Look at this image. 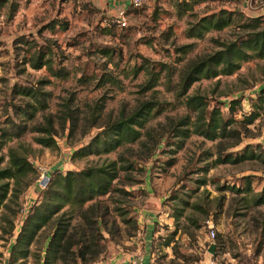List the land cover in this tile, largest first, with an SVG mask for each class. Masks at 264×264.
Instances as JSON below:
<instances>
[{"label":"rangeland","instance_id":"374dc122","mask_svg":"<svg viewBox=\"0 0 264 264\" xmlns=\"http://www.w3.org/2000/svg\"><path fill=\"white\" fill-rule=\"evenodd\" d=\"M86 1L89 0L79 9L58 0H12L19 5L17 12L7 10V6L0 9V128L12 131L13 121L29 127L52 123L57 141L54 148L44 147L36 140L44 133L28 130L11 137L0 156L7 154L10 146L23 144L39 176L40 166L51 172L81 169L118 160L121 155V164L134 162L136 168L123 173L133 177L124 182L132 191L128 205L140 229L120 222L122 235L116 238L117 242H108L105 257L118 249L144 253L149 223L153 225L148 237L150 251L158 264H201L204 259L198 262L197 258L211 254L208 222L212 221L219 244L215 252L221 264H264V204L254 202L264 187V103L259 97L263 93L264 98V58L243 62L232 75L202 78L186 95H180L181 75L187 64L220 49L218 41L236 38L233 27L211 30L201 39L188 36L193 22L226 4L204 0L195 4L194 10L181 14L173 0H150L131 11L127 17L129 28H115L107 33L105 18L93 8L87 9ZM261 7L264 0H255L248 10L257 15ZM183 46L190 49L187 54L180 50ZM103 48L112 54L102 53ZM39 50L46 52L55 68H65L68 78H57L45 67L35 69L24 62ZM163 65L159 85L145 91L150 71H160ZM168 71H173L171 78ZM105 75L112 81L101 84ZM20 87L38 88L44 93L45 109L39 110L32 120L24 111L32 110V105L40 107V103L21 94ZM193 95L203 97L208 113L217 107L225 118H234L228 137L211 141L192 134L183 141L174 136L173 127L180 118L192 114L185 101ZM236 98L242 105L233 108L230 104ZM147 101L160 102L162 112L143 130L140 141L107 154L73 158L74 150L103 128L98 126L121 114H131ZM252 101H259L263 107L259 108L260 116L248 124L245 115L251 113ZM100 108L101 116L95 126L93 113ZM70 114L73 118H68ZM173 139L179 142L175 144ZM252 148L257 151L256 159L214 165L224 150L236 154ZM248 179L250 190L244 188ZM31 191L41 193L37 180L23 194L22 203ZM26 213L16 220L14 235ZM127 230L133 235H128ZM50 232L47 227L39 235L32 246L35 255L28 264H38L36 256L42 255ZM14 240L15 236L0 239V264H8Z\"/></svg>","mask_w":264,"mask_h":264},{"label":"trees","instance_id":"16d2710c","mask_svg":"<svg viewBox=\"0 0 264 264\" xmlns=\"http://www.w3.org/2000/svg\"><path fill=\"white\" fill-rule=\"evenodd\" d=\"M173 1L179 13L186 14L194 10L195 4L204 0ZM212 1L219 2L218 0ZM103 17L107 33L120 28L117 23L113 22L112 17ZM129 27L127 25L123 28ZM226 27H233L237 30L236 38L228 42L218 41L220 49L201 55L187 64L181 75L180 95H186L192 85L202 78L232 75L241 68L243 62L253 58H264V13L251 15L246 9L229 10L221 7L193 22L188 36L201 39L211 30L222 31ZM180 50L184 54L190 51L185 46ZM100 51L106 55L112 54L108 48ZM24 62H29L35 69L45 67L51 75L57 78L64 79L69 76L65 68H55L51 58H46V52L43 50L37 51L29 61L24 59ZM145 67L149 68L147 65ZM162 69L164 65L160 71L153 69L152 72L150 71V78L144 85L145 91L159 85ZM172 75L173 71H168L169 78ZM107 81H112L109 75L103 77L101 84ZM18 91L40 103V107L32 105V110L24 111V114L29 115L28 119H34L39 110L45 109V99H42L44 93L38 88L20 87ZM259 97L264 103L263 93ZM258 102L252 101V111L245 115L246 123H253L260 116L261 109L259 108H262L263 104ZM185 104L192 114L181 117L179 124L173 127L172 132L175 137H181L184 141L192 134H199L213 141L230 135L231 129L228 128L234 122L232 116L225 118L222 110L217 107L208 113L207 105L201 95L187 96ZM230 105L235 108V105L241 106L242 103L236 98L231 101ZM101 111L102 108L93 113V125L95 126L98 124ZM161 112L160 102L147 101L131 114H121L116 120L98 126L103 128L87 144L75 149L73 158L107 154L125 144L140 141L144 134L143 130L147 128L153 117ZM194 113L197 114L195 117H193ZM68 118H73V116L70 114ZM11 126L12 131L0 128V151L11 140V137H19L28 130L44 133L36 139L42 146L47 148L57 146L52 123L45 127L40 125L29 127L26 123L22 125L13 121ZM146 133L151 135L150 130ZM159 141L160 139H158V144ZM172 142L176 144L179 141L173 139ZM257 157V151L253 148L236 154L224 150L215 159L214 165L238 163ZM5 160L6 165L1 167ZM123 160L121 155L118 160L101 165L93 164L81 169L53 170L48 185L41 191L38 200L28 208L20 230L15 236L13 233L16 220L21 215L23 205L22 196L37 180L39 174L38 168L30 160L29 152L23 144L10 146L7 154L0 156V231L2 234L0 239L15 236L10 247L11 255L8 264H28V259L35 255L32 246L47 227L51 228V232L46 236L42 255L36 256L38 264H93L105 258L108 242H117L118 237H121L120 222L126 226L132 224L133 229L139 230L140 224L128 205L132 191L126 187L128 182H124L125 180L131 181L133 177L131 175L125 177L123 173L133 170L136 165L134 162L123 165L120 163ZM247 181L244 188L250 190V179ZM244 188H238V191ZM254 202L256 205L264 204V187ZM177 214L182 215L180 212ZM126 233L133 235L130 230ZM214 243L218 247V241L214 239ZM166 244L169 246L170 242ZM217 253L213 255L215 258H218ZM203 259L201 255L197 261L200 262Z\"/></svg>","mask_w":264,"mask_h":264},{"label":"crops","instance_id":"0c3cea01","mask_svg":"<svg viewBox=\"0 0 264 264\" xmlns=\"http://www.w3.org/2000/svg\"><path fill=\"white\" fill-rule=\"evenodd\" d=\"M84 1L85 0H58V3L61 2L62 4L72 5L79 9H82V3ZM254 1L255 0H231L229 3L223 5L222 7L227 8L229 10L246 9L251 14L252 12L255 11L248 10V8H250V5H253ZM86 2H87L86 4L87 9L88 7L90 8L92 7L95 11H98L100 14H102V16H107L108 18L116 16V14L121 10H125L128 16L131 15V11L134 10V8L130 5L129 0H89ZM4 6H7L8 8L7 10L13 12H17L19 10V5L15 2H12V0H1L0 9H4L5 8ZM256 12H261L259 14L264 13V7H261V10H257ZM39 195H40V191L29 192V194H27L25 197L26 201L23 202V205H27V208H29L38 200ZM21 224L22 221L20 222V225H17V227L18 226L20 227ZM18 228L16 229L17 232H19ZM152 231H153V225L148 223L145 231L146 254L151 253L150 251L151 239L148 237L151 235ZM134 254H135L134 251L131 252V251H123L121 249L120 250L118 249L112 252L111 254L107 255L104 259L95 262L93 264H130V260L132 259ZM208 258L209 257L205 256L201 264H207Z\"/></svg>","mask_w":264,"mask_h":264},{"label":"built area","instance_id":"2783aa9c","mask_svg":"<svg viewBox=\"0 0 264 264\" xmlns=\"http://www.w3.org/2000/svg\"><path fill=\"white\" fill-rule=\"evenodd\" d=\"M149 1L150 0H129L130 5L133 8L143 7L147 5ZM218 1L221 3L227 4L231 0H218ZM250 7H252V5H250ZM127 17L128 16L126 14V11L121 10L116 14V16L112 18H113V22L117 23V25L120 28H123L128 25ZM39 170H40V176H39V179H37V183L40 187V190L41 189L43 190L44 188H46V186L48 185L50 181L51 171L45 166H40ZM27 209H28L27 205H23L21 213L25 214L28 211ZM208 226L210 229V241L211 243H213L215 236H216L213 222L209 221ZM130 264H157V262L152 253L146 254L145 252L144 253L138 252L133 255L132 259L130 260ZM207 264H221V263L219 262L218 258H215L212 254H210Z\"/></svg>","mask_w":264,"mask_h":264},{"label":"water","instance_id":"95a60500","mask_svg":"<svg viewBox=\"0 0 264 264\" xmlns=\"http://www.w3.org/2000/svg\"><path fill=\"white\" fill-rule=\"evenodd\" d=\"M215 246H216V244L213 242V243H211V245H210V247H209V249H208V251H209L212 255L215 254Z\"/></svg>","mask_w":264,"mask_h":264}]
</instances>
